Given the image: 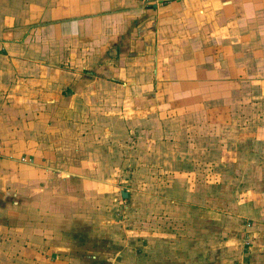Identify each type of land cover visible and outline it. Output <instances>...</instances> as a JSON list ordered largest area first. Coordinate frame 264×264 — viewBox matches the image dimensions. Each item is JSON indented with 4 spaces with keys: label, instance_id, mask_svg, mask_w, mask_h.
Masks as SVG:
<instances>
[{
    "label": "rangeland",
    "instance_id": "374dc122",
    "mask_svg": "<svg viewBox=\"0 0 264 264\" xmlns=\"http://www.w3.org/2000/svg\"><path fill=\"white\" fill-rule=\"evenodd\" d=\"M129 65L127 78L80 85L85 116L69 129L87 139L65 154L71 165L81 151L95 176L70 188L71 209L51 170L36 164L32 184L23 171L32 189L16 194L19 165H0V264H264V91L248 80L225 99L191 96L206 82L195 79L180 94L173 65ZM45 149L61 163V146Z\"/></svg>",
    "mask_w": 264,
    "mask_h": 264
},
{
    "label": "crops",
    "instance_id": "0c3cea01",
    "mask_svg": "<svg viewBox=\"0 0 264 264\" xmlns=\"http://www.w3.org/2000/svg\"><path fill=\"white\" fill-rule=\"evenodd\" d=\"M143 61L173 65L180 94L181 83L195 79L206 82H195L198 86L187 92L191 96L211 91L225 99L234 82L248 80L264 91L259 87L264 84V0H0V165L5 168V160L13 169L19 165L16 194L37 182L39 163L59 177L56 188L67 195L65 206L75 205L70 188L95 176L81 151L73 153L71 165L65 154L66 146L76 143V148L87 139L82 127L69 129L85 116L80 85L92 80L96 88L101 80H122L129 64ZM205 124L208 130L219 128ZM50 144L61 146L62 164L54 163L59 154L45 149ZM42 152L49 154L44 161ZM65 179L72 185L66 187ZM89 180L101 191L98 181Z\"/></svg>",
    "mask_w": 264,
    "mask_h": 264
},
{
    "label": "water",
    "instance_id": "95a60500",
    "mask_svg": "<svg viewBox=\"0 0 264 264\" xmlns=\"http://www.w3.org/2000/svg\"><path fill=\"white\" fill-rule=\"evenodd\" d=\"M123 196H127V192L123 191L122 192Z\"/></svg>",
    "mask_w": 264,
    "mask_h": 264
}]
</instances>
